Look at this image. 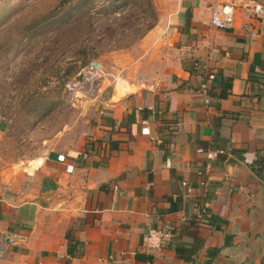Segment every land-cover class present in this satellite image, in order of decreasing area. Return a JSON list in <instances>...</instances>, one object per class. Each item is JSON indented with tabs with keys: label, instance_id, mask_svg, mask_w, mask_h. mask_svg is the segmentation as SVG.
Masks as SVG:
<instances>
[{
	"label": "crops",
	"instance_id": "obj_1",
	"mask_svg": "<svg viewBox=\"0 0 264 264\" xmlns=\"http://www.w3.org/2000/svg\"><path fill=\"white\" fill-rule=\"evenodd\" d=\"M155 3L110 70L128 91L105 83L81 141L0 175V264H264V0ZM150 227L172 235L148 248Z\"/></svg>",
	"mask_w": 264,
	"mask_h": 264
},
{
	"label": "rangeland",
	"instance_id": "obj_2",
	"mask_svg": "<svg viewBox=\"0 0 264 264\" xmlns=\"http://www.w3.org/2000/svg\"><path fill=\"white\" fill-rule=\"evenodd\" d=\"M156 8L155 0H0V175L27 180L31 159L82 140L88 106L64 84L91 59L115 70Z\"/></svg>",
	"mask_w": 264,
	"mask_h": 264
},
{
	"label": "built area",
	"instance_id": "obj_3",
	"mask_svg": "<svg viewBox=\"0 0 264 264\" xmlns=\"http://www.w3.org/2000/svg\"><path fill=\"white\" fill-rule=\"evenodd\" d=\"M254 12L256 14L264 13L261 4H254ZM233 22V5L230 3L221 4L212 9L211 23L218 28H227ZM107 82H114L123 92L128 91V86L124 79L111 73L98 59L89 60L83 68L76 74L74 78L64 84V89L72 101L82 102L88 100L100 92L101 88ZM207 101V98H205ZM141 133L148 135L150 133L146 120L142 121ZM201 149H199L200 151ZM223 150H208L206 156L209 159L216 158ZM60 160L63 159L59 155ZM66 170H72V165L68 164ZM202 185H206L205 181H200ZM172 231L169 228H153L150 227L143 234L142 243L148 248H159L165 240L170 238Z\"/></svg>",
	"mask_w": 264,
	"mask_h": 264
},
{
	"label": "trees",
	"instance_id": "obj_4",
	"mask_svg": "<svg viewBox=\"0 0 264 264\" xmlns=\"http://www.w3.org/2000/svg\"><path fill=\"white\" fill-rule=\"evenodd\" d=\"M149 1L151 2V1H153V0H149ZM150 5H152V3H151ZM153 24H154V22H153ZM153 24H152V25H153ZM152 25H150V27H151ZM150 27H148V28L146 29V31H147ZM146 31H144V32H146ZM142 35H143V34H142ZM142 35H141V36H142ZM141 36H140V37H141ZM179 250H180V249H178V251H179Z\"/></svg>",
	"mask_w": 264,
	"mask_h": 264
}]
</instances>
